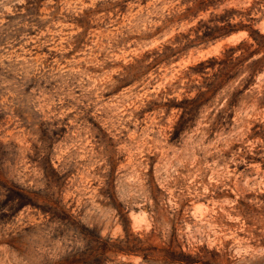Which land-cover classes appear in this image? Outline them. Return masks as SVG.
<instances>
[{
    "label": "rangeland",
    "instance_id": "374dc122",
    "mask_svg": "<svg viewBox=\"0 0 264 264\" xmlns=\"http://www.w3.org/2000/svg\"><path fill=\"white\" fill-rule=\"evenodd\" d=\"M0 264H264V0H0Z\"/></svg>",
    "mask_w": 264,
    "mask_h": 264
}]
</instances>
